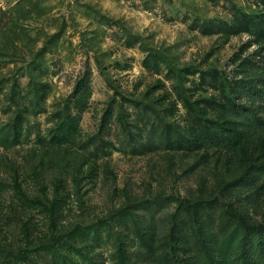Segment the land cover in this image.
Masks as SVG:
<instances>
[{
    "label": "rangeland",
    "instance_id": "1",
    "mask_svg": "<svg viewBox=\"0 0 264 264\" xmlns=\"http://www.w3.org/2000/svg\"><path fill=\"white\" fill-rule=\"evenodd\" d=\"M263 37L264 0H0V264H190L179 239L227 234L264 146L209 142L218 106L264 118L235 91Z\"/></svg>",
    "mask_w": 264,
    "mask_h": 264
},
{
    "label": "trees",
    "instance_id": "2",
    "mask_svg": "<svg viewBox=\"0 0 264 264\" xmlns=\"http://www.w3.org/2000/svg\"><path fill=\"white\" fill-rule=\"evenodd\" d=\"M244 72L252 77L253 87L244 83L235 91L245 92L252 104L257 100L264 104V64L246 62ZM79 92L84 103L81 110H84L92 90L89 85H83ZM218 109L223 121L215 125L218 136L209 142L210 145L229 151L238 150L242 142H256L264 146V118L258 113L259 107L223 105L218 106ZM232 187L251 190L256 187V190L248 195L245 206L229 216L227 234L225 231L221 232L223 234L215 233L206 227L196 242L179 239V246L189 254L190 264H264V225L258 224L249 210V206L257 208L264 200V164L252 167L250 175L238 180ZM56 264L62 263L58 261Z\"/></svg>",
    "mask_w": 264,
    "mask_h": 264
}]
</instances>
